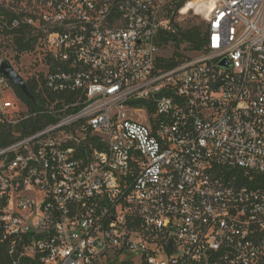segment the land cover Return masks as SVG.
Here are the masks:
<instances>
[{
  "label": "built area",
  "instance_id": "obj_1",
  "mask_svg": "<svg viewBox=\"0 0 264 264\" xmlns=\"http://www.w3.org/2000/svg\"><path fill=\"white\" fill-rule=\"evenodd\" d=\"M192 1L0 0L48 67L34 112L0 74L9 264H264V0H206L204 50L161 67Z\"/></svg>",
  "mask_w": 264,
  "mask_h": 264
},
{
  "label": "trees",
  "instance_id": "obj_2",
  "mask_svg": "<svg viewBox=\"0 0 264 264\" xmlns=\"http://www.w3.org/2000/svg\"><path fill=\"white\" fill-rule=\"evenodd\" d=\"M184 6V3L180 4L177 8L180 9ZM178 32L172 34L169 32H162L161 34V46L171 45L174 48V53L171 58L159 59V65L166 69H172L178 65L189 61L191 55L187 53H200L204 50L207 44V26L205 25H194L189 28L184 29L180 25H177ZM11 44L13 46L14 52L16 54V60H19L21 55L28 54L36 51L38 47L37 38L31 33L29 29H22L15 33L12 37ZM1 64V61H0ZM27 86L31 94L35 97V100L28 98L23 91L12 84L15 89L19 99L28 107L31 112L38 109L39 100L43 92L40 89L44 88V76L40 75L38 78L35 77L27 81ZM29 124H34V120H30ZM29 126V125H28ZM24 127H27L24 125ZM21 127H15L3 120L0 114V148H3L15 140V133L22 132L26 133L25 128L23 130ZM10 259L7 253L6 246L0 245V264H9ZM128 264V263H126Z\"/></svg>",
  "mask_w": 264,
  "mask_h": 264
},
{
  "label": "rangeland",
  "instance_id": "obj_3",
  "mask_svg": "<svg viewBox=\"0 0 264 264\" xmlns=\"http://www.w3.org/2000/svg\"><path fill=\"white\" fill-rule=\"evenodd\" d=\"M211 6L206 2V0H194L190 2L184 9V13L177 16L176 22L184 29L189 28L194 25H205L206 21L202 14H205L207 9ZM196 12H195V11ZM174 53V48L171 45L161 46L160 56L165 59L172 57ZM188 55H194V53H187ZM16 54L14 52L11 40L7 39L5 41L0 40V61L3 62L8 60L12 63L16 71L20 76L27 82L40 75H45L48 72V67L44 61V55L41 49H36V51L28 54L21 55L19 60H16ZM0 89L3 87L0 84ZM7 97L14 101L11 93H7ZM13 110H10L11 118L14 117L12 114ZM18 115V114H17ZM136 264L139 263L137 257L128 253L122 256H116L109 260L108 264Z\"/></svg>",
  "mask_w": 264,
  "mask_h": 264
},
{
  "label": "water",
  "instance_id": "obj_4",
  "mask_svg": "<svg viewBox=\"0 0 264 264\" xmlns=\"http://www.w3.org/2000/svg\"><path fill=\"white\" fill-rule=\"evenodd\" d=\"M0 74L7 78L13 85L19 87L28 98L35 100V97L29 91L27 82L20 76L10 61L5 60L1 62Z\"/></svg>",
  "mask_w": 264,
  "mask_h": 264
},
{
  "label": "bare ground",
  "instance_id": "obj_5",
  "mask_svg": "<svg viewBox=\"0 0 264 264\" xmlns=\"http://www.w3.org/2000/svg\"><path fill=\"white\" fill-rule=\"evenodd\" d=\"M184 9H185V7H184ZM183 11H184V10H183ZM183 14H186V13L183 12Z\"/></svg>",
  "mask_w": 264,
  "mask_h": 264
}]
</instances>
